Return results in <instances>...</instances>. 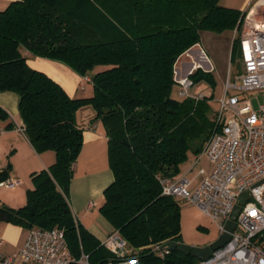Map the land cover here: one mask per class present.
Here are the masks:
<instances>
[{
    "label": "trees",
    "instance_id": "16d2710c",
    "mask_svg": "<svg viewBox=\"0 0 264 264\" xmlns=\"http://www.w3.org/2000/svg\"><path fill=\"white\" fill-rule=\"evenodd\" d=\"M221 0H18L0 12V93L20 96L23 130L39 154L56 162L32 175L33 189L19 209L0 207V223L25 230L65 232L69 249L93 264L112 254L74 216L70 188L83 146L78 113L91 110L108 137L114 181L100 214L127 241L142 264H193L176 251L162 259L156 245L182 240L181 201L164 196L163 180H175L190 155H201L216 127L210 98L177 100L175 65L202 43L204 33L234 32L242 11ZM63 63L91 78V97L72 98L47 74L31 68L24 51ZM240 57L234 39L232 61ZM103 68V69H99ZM213 72L190 77L197 89L214 87ZM87 84V83H86ZM179 93V91H178ZM0 108V119H6ZM9 165L0 172L7 181Z\"/></svg>",
    "mask_w": 264,
    "mask_h": 264
},
{
    "label": "built area",
    "instance_id": "2783aa9c",
    "mask_svg": "<svg viewBox=\"0 0 264 264\" xmlns=\"http://www.w3.org/2000/svg\"><path fill=\"white\" fill-rule=\"evenodd\" d=\"M236 38L240 41L241 71L234 78L230 73L226 78L225 94L215 114L216 127L201 153L210 169L201 168L193 179L180 175L161 183L164 196L200 209L216 224L220 235L227 232L226 224L240 195L251 194L235 220L231 240L208 260L193 264H264V105L255 110L248 98L264 91V0H252L242 11L234 30ZM176 82L181 99L200 101L211 96L197 89L190 76ZM85 83H91V78L85 77ZM20 130L24 133L23 128ZM199 161L197 158L196 165ZM19 184L7 180L0 186L12 189ZM102 246L112 256L101 264H142L118 231L112 232ZM3 247L0 237V264H93L85 253L79 258L71 253L65 232L59 228L29 230L23 247L13 253L3 252ZM153 251L162 259L172 252L160 245Z\"/></svg>",
    "mask_w": 264,
    "mask_h": 264
},
{
    "label": "crops",
    "instance_id": "0c3cea01",
    "mask_svg": "<svg viewBox=\"0 0 264 264\" xmlns=\"http://www.w3.org/2000/svg\"><path fill=\"white\" fill-rule=\"evenodd\" d=\"M15 1L18 0H0V12L6 10L8 6ZM198 46L200 45H196L195 47ZM190 51L191 49L186 55H188ZM24 55L31 68L47 74L50 78L60 84L70 97L85 98L82 95V92L87 91L85 78L78 75L70 67L57 61L35 57L26 50L24 51ZM207 63V66L200 63L195 64L193 66V72L201 68L205 72L214 73L216 69L211 63ZM82 86H85L86 89L82 90ZM19 105L20 96L18 94L14 92L0 93V108L7 115L6 119H0V172L5 170L9 165L11 166V172L7 180L20 182L15 189L22 187L26 180H29L30 178L32 179L34 173L47 170L56 162V153L54 151H47L41 154L37 153L25 133L20 130V128L23 127V121L20 116ZM93 117L94 114L89 109L78 113V120L84 123L83 125L85 126L86 131L84 133V146L78 164L74 167L75 175L70 188V192L72 190L74 204L70 199V206L76 219L100 242H103L112 232L115 231V229L100 213H93L96 203H93L92 200L98 198L114 181L113 173H111L112 175H110L108 181L107 175H102L99 181L96 182L93 185V188L89 189L86 194L83 195L76 192V173L81 168V157H85L84 159L86 160V163L93 164L100 158L98 154H102V156L105 155L106 152L108 154V137L106 129L101 121L92 124L90 120ZM105 181L107 182L103 183ZM29 187H31L30 189H33L34 185L32 184ZM80 196H84V198L81 199ZM19 203L21 202L16 200L13 204L11 200H8L7 202H4V205L19 209L21 208L19 206L24 205L25 202L23 204ZM27 233L28 230H25L22 227L1 222L0 237L4 240L3 252L13 253L22 248Z\"/></svg>",
    "mask_w": 264,
    "mask_h": 264
},
{
    "label": "rangeland",
    "instance_id": "374dc122",
    "mask_svg": "<svg viewBox=\"0 0 264 264\" xmlns=\"http://www.w3.org/2000/svg\"><path fill=\"white\" fill-rule=\"evenodd\" d=\"M252 0H221V6L227 8H233L240 11L251 4ZM234 42V32H227L222 35H216L213 33H204L202 35V43L200 46L192 48L188 55L184 54L179 58L175 65V78L178 81L181 78H188L193 71V66L197 63L208 65L207 62L216 69L214 71L215 86L204 88L203 90L208 92L211 96L208 103L211 108V116H214L220 107V100L225 94V81L230 73L234 78L241 71L240 58L232 61V45ZM100 70L103 68H99ZM87 91L82 92L83 97H91L94 93V87L92 84L87 83ZM178 87L176 86L173 91V97L180 100L178 94ZM248 98L252 100L253 107L258 110L261 105H264V91H258L253 94H249ZM207 143V142H206ZM204 144V147L206 145ZM104 153V152H102ZM99 159L95 163H86L85 157H81L80 170L76 173V185L77 193L86 194L89 189L93 188V185L99 181L102 175H107V181L109 180L111 173L108 154H98ZM200 158L199 163L196 165L195 161ZM201 168L206 170L210 169V163L205 155L195 156L190 155L189 161L182 166V175H188L190 179L197 176V173ZM192 169V170H191ZM191 170V172H190ZM107 181L103 182L106 183ZM32 179L26 180L24 185L17 189H6L0 186V207L4 205V202L11 200L14 202L17 200L21 202L19 204H27V192L31 188ZM86 196V195H85ZM69 198L74 204V198L72 190ZM84 198V196H80ZM96 203L93 213H100V207L104 202V192L92 200ZM20 205L19 207H23ZM181 225H182V240L185 244L202 247L215 242L220 237V232L216 224L207 217L197 207L181 202Z\"/></svg>",
    "mask_w": 264,
    "mask_h": 264
},
{
    "label": "water",
    "instance_id": "95a60500",
    "mask_svg": "<svg viewBox=\"0 0 264 264\" xmlns=\"http://www.w3.org/2000/svg\"><path fill=\"white\" fill-rule=\"evenodd\" d=\"M251 198L250 192H245L240 195L239 203L235 206L231 220H229L226 224V230L224 234L220 235V237L213 243L202 246L195 247L185 243L179 244L175 241H170L162 246V248H168L172 252H180L185 256H192L198 260L206 261L213 255V252L225 246L231 240V232L236 228L235 220L242 210V206Z\"/></svg>",
    "mask_w": 264,
    "mask_h": 264
}]
</instances>
